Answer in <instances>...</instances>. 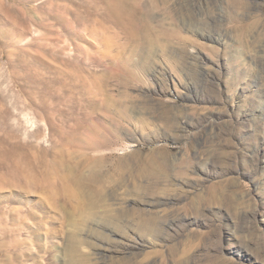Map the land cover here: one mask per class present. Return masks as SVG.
<instances>
[{"label": "rangeland", "instance_id": "rangeland-1", "mask_svg": "<svg viewBox=\"0 0 264 264\" xmlns=\"http://www.w3.org/2000/svg\"><path fill=\"white\" fill-rule=\"evenodd\" d=\"M0 264H264V0H0Z\"/></svg>", "mask_w": 264, "mask_h": 264}, {"label": "bare ground", "instance_id": "bare-ground-1", "mask_svg": "<svg viewBox=\"0 0 264 264\" xmlns=\"http://www.w3.org/2000/svg\"><path fill=\"white\" fill-rule=\"evenodd\" d=\"M234 2H235V0H233ZM236 5V4H235ZM237 6V5H236ZM238 7V6H237ZM147 39V38H146ZM154 39L155 38H153V37H149L148 39H147V42H148V46H149V50H150V53H153V51H154V49L156 48V43H155V41H154ZM70 143V142H69ZM53 154V156H52V175H53V171L55 170V169H57L58 170V168H60V167H66V165L68 164V162L67 161H65V158L69 155V156H71V153H69V152H65V153H63L62 152V150H60V151H56V152H54V153H52ZM42 165H44V164H42ZM38 166L39 165H36V168H35V170L32 172V174H33V176L32 177H30V179H27V180H29V182H26V183H24V184H22L21 186L24 188V189H26V188H32V190H35V191H38L37 190V188L39 189V190H42V189H46V188H48L49 186V174L47 173V171H42V173H40V171H39V168H38ZM67 166H69L70 167V165H67ZM66 170V169H65ZM64 171V170H63ZM67 171V170H66ZM69 171V170H68ZM73 171V170H72ZM64 173V172H63ZM66 173V172H65ZM69 173V172H68ZM67 173V174H68ZM57 174V173H56ZM56 174H55V176H56ZM56 179H57V177H55ZM59 178H61V177H59ZM65 178H67V177H65ZM65 178H62V179H65ZM69 179V178H68ZM54 182H53V177H52V191L54 190V189H56V188H58L57 186H55L54 187ZM64 185H65V183H64ZM63 187V186H62ZM40 188H42V189H40ZM54 188V189H53ZM66 188H68V187H66ZM66 188L65 189H63V190H65L66 191ZM28 190V189H27ZM59 191H61L60 189H58ZM68 190V189H67ZM39 192V191H38ZM44 192V191H43ZM69 192V191H68ZM56 193V192H55ZM58 193V192H57ZM56 193V194H57ZM67 193V192H66ZM62 194V193H61ZM70 193H68V195H69ZM50 195V194H49ZM59 195V194H58ZM56 196V195H55ZM95 201V200H94ZM93 201V202H94ZM97 201V200H96ZM54 202V201H53ZM92 202V203H93ZM101 202V201H100ZM98 205H101V204H99L98 203ZM103 205V204H102ZM57 206V205H56ZM61 207V206H60ZM94 207H95V205L94 206H92L91 208L92 209H94ZM98 208V207H97ZM61 209V208H60ZM92 209H90V213L91 214H94V211L92 210ZM83 210V209H82ZM94 210H96L97 211V209H94ZM103 210V209H102ZM93 212V213H92ZM107 212V211H106ZM90 213H88V214H90ZM95 214H96V212H95ZM84 215V214H83ZM112 215V214H111ZM82 216V215H81ZM86 216V215H85ZM113 216V215H112ZM80 217V216H79ZM83 217V216H82ZM88 217V216H87ZM91 217V216H90ZM78 219V218H77ZM101 219H102V217H101ZM83 220V219H82ZM71 223H72V221H71ZM80 223V222H79ZM82 227V226H81ZM75 238V237H74ZM75 240V239H74ZM78 244V243H77ZM77 246V245H76ZM70 251V250H69Z\"/></svg>", "mask_w": 264, "mask_h": 264}]
</instances>
